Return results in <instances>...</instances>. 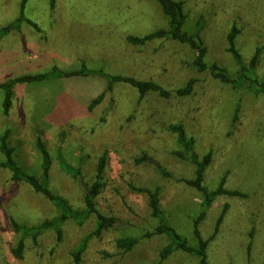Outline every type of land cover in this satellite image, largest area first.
Wrapping results in <instances>:
<instances>
[{
    "label": "rangeland",
    "instance_id": "374dc122",
    "mask_svg": "<svg viewBox=\"0 0 264 264\" xmlns=\"http://www.w3.org/2000/svg\"><path fill=\"white\" fill-rule=\"evenodd\" d=\"M23 0H0V29L21 15ZM187 15L184 29L199 32L207 47L206 62L217 63L237 77L240 66L227 51V35L234 23L241 29L236 45L248 68L236 83L228 84L210 72L191 67L196 51L177 41L158 39L144 46L127 41L169 26L156 0H28L23 22L0 41V84L24 74L47 73L54 68L103 70L110 74L152 80L175 91L195 78L194 90L181 97L150 92L140 96L130 84L117 82L109 90L99 76H73L13 86V105L4 114L6 91L0 89V136L10 129L9 143L15 159L27 173L41 176L42 155L37 138L46 143L52 166L49 186L77 210L85 209L79 184L59 165V153L80 167L92 184L99 157L108 152L106 186L97 197L99 210L126 222L90 240L82 264H157L161 250L171 240L155 232L160 219L153 217L146 193L132 188L160 189V207L170 224L193 248L198 229L209 240V264H264V0H180ZM260 48L258 64L250 62ZM237 75V76H236ZM238 78V77H237ZM253 79L254 83H252ZM105 93L93 109L91 102ZM181 123L195 141L202 159L212 161L204 184L215 191L224 187L239 195L219 194L209 207L203 193L181 178L193 179L196 166L179 158L177 134L168 127ZM144 152L154 157L172 176L136 159ZM4 159L0 151V162ZM59 209L27 183L15 181L0 168V264H74L72 250L92 232L96 216L82 223H62L59 241L55 229H46L34 243L26 238L24 257L13 249L20 240L10 218L38 225L60 216ZM223 215L218 226V220ZM217 230V233H216ZM140 242L131 251L117 246L122 237ZM162 264H200V259L176 249Z\"/></svg>",
    "mask_w": 264,
    "mask_h": 264
},
{
    "label": "trees",
    "instance_id": "16d2710c",
    "mask_svg": "<svg viewBox=\"0 0 264 264\" xmlns=\"http://www.w3.org/2000/svg\"><path fill=\"white\" fill-rule=\"evenodd\" d=\"M162 7V10L165 16L168 18L169 26L167 28H161L151 33H148L143 36L130 35L127 37L128 43L134 46H144L151 41L158 39H166L177 41L180 43L187 44L192 49L196 51V57L194 61L190 64L192 68L199 72L208 71L211 75L219 79L222 82L228 84H234L239 78L244 76V71L248 69L243 63V57L236 45V39L241 32V29L234 23L227 35L228 47L227 51L233 56L236 63L240 66V71L235 77L229 74V72L219 66L217 63L209 65L206 62L207 47L204 44L199 32L195 34L188 33L185 29V23L187 15L184 10V2L180 0H156ZM28 0L22 1V12L21 15L16 18L13 22L7 24L6 26L0 29V41L2 37L7 35L14 29L21 27L23 22H26L30 25H33L36 29H39L37 23L26 18L24 16V9L26 7ZM54 3V0H53ZM261 54L260 48L256 51L254 57L250 62V68L254 69L258 64L259 57ZM73 76H99L104 78L107 81V88L111 90L117 82H124L130 84L136 88L141 96L144 97L150 92L158 93L162 97H170L173 94L184 97L190 95L194 90V84L197 81L195 78H192L184 87H180L175 91H171L159 83L152 80H142L137 79L131 76L125 75H116L110 74L103 70H91L87 69L86 65L83 63L82 67L78 70H61L59 68H54L47 73H38V74H24L19 77L10 79L2 84H0V89L6 91V98L4 101L3 109L4 114L8 115L10 109L13 105V86L17 83L25 82H37L52 80L58 78H68ZM252 83L256 82L251 79ZM261 91H264V84ZM105 93L97 96L90 104L89 109H93L97 104H99L104 98ZM168 129L177 134L178 143L181 145L180 150L174 151V154L179 158L184 160L191 161L196 166V175L193 179L181 178L180 181H184L191 187H195L197 190L201 191L205 197L203 205L209 207L214 200V198L219 194H230V195H239V192L227 190L224 185L226 178L223 177L219 187L210 192L204 184L205 170L212 161L213 152L209 151L202 159L199 158L198 154L195 151V141L193 138L187 135L185 127L181 123L171 124ZM10 129H6L5 132L0 136V151L2 152L4 159L0 162V168H7L12 172V177L15 181H22L29 184L35 192L41 194L52 202L61 212L60 216L53 220H46L38 225H27L19 223L14 217H11V223L14 229L20 234V240L17 243V246L13 249V253L19 257H24V251L26 248V238L31 237L34 243L38 242L39 236L49 228L55 229L57 233V238L60 241L62 239L63 230L62 223L66 220H76L80 223L89 215L94 214L96 216V225L92 232L86 235L81 241L80 244L75 247L71 256L73 258L74 264H82L84 253L86 252L89 242L94 237H101L102 234L110 229L124 227L126 222L122 221L114 215H107L101 212L97 206V197L101 194L103 189L106 186L105 183V171L109 161L108 152L105 151L98 159L97 163V173L95 181L92 184H88L84 180L82 169L80 167H75L67 163L59 153V165L60 168L71 176L80 186L83 201L85 204V209L77 210L75 209L67 199L63 196L53 192L49 186V176L52 166V157L50 151L41 137L37 138V147L42 155V174L37 176L30 174L22 170L18 162L15 159V148L12 147L9 143ZM137 164L146 163L155 167V169L166 177H171L172 174L166 170L154 157L150 156L147 152H144L140 157L136 159ZM132 188L146 193L149 197V205L153 217L159 218L160 223L156 228L155 232H147L146 237H151L154 234H166L171 240V243L166 245L160 252V260L157 264H162V262L169 257L176 249H182L192 255H196L200 259V264H209L207 258V247L209 240H204L201 237L200 231L198 229L199 221L205 217V211H203L200 217L196 220V234L200 239V244L198 248H193L188 245L187 241L168 223L165 213L160 207V189L159 187L155 189H150L147 187H137L132 185ZM223 215L218 220L217 230L219 224L222 222ZM216 230V233H217ZM140 242V238L134 236L122 237L117 240V246L124 251L133 250L136 245Z\"/></svg>",
    "mask_w": 264,
    "mask_h": 264
}]
</instances>
